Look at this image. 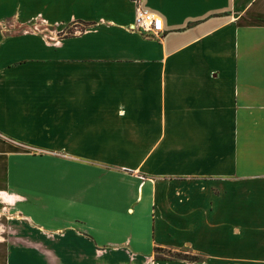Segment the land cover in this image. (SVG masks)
<instances>
[{
    "label": "crops",
    "instance_id": "obj_1",
    "mask_svg": "<svg viewBox=\"0 0 264 264\" xmlns=\"http://www.w3.org/2000/svg\"><path fill=\"white\" fill-rule=\"evenodd\" d=\"M140 6L0 0V264H264V0Z\"/></svg>",
    "mask_w": 264,
    "mask_h": 264
},
{
    "label": "built area",
    "instance_id": "obj_2",
    "mask_svg": "<svg viewBox=\"0 0 264 264\" xmlns=\"http://www.w3.org/2000/svg\"><path fill=\"white\" fill-rule=\"evenodd\" d=\"M135 4L134 21L131 29L150 36H155L162 31V22L154 13L140 6V0H131Z\"/></svg>",
    "mask_w": 264,
    "mask_h": 264
},
{
    "label": "rangeland",
    "instance_id": "obj_3",
    "mask_svg": "<svg viewBox=\"0 0 264 264\" xmlns=\"http://www.w3.org/2000/svg\"><path fill=\"white\" fill-rule=\"evenodd\" d=\"M33 26L35 27V28H37L38 27V25H35V23L33 24ZM39 29H40V27H39ZM80 29H81V27H79V28H75V27H73V25L72 24H70L69 26H67L65 29H63L60 33H58V35H60V36H64V35H69V34H72V33H77L78 31H80ZM44 32H48V30H44ZM0 198H1V196H0ZM2 199V198H1ZM168 254L167 253H158L157 254V256L158 257H165V256H167ZM175 256H178V257H182V258H185V259H187V260H192V261H197V260H200L199 259V257L198 256H196V255H192V254H188V255H186V254H177V255H175Z\"/></svg>",
    "mask_w": 264,
    "mask_h": 264
}]
</instances>
